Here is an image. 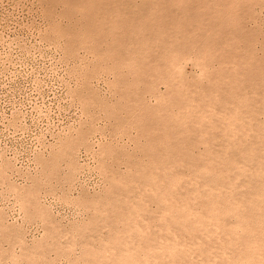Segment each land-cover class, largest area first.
I'll return each instance as SVG.
<instances>
[{
    "label": "rangeland",
    "instance_id": "obj_1",
    "mask_svg": "<svg viewBox=\"0 0 264 264\" xmlns=\"http://www.w3.org/2000/svg\"><path fill=\"white\" fill-rule=\"evenodd\" d=\"M0 264H264V0H0Z\"/></svg>",
    "mask_w": 264,
    "mask_h": 264
}]
</instances>
